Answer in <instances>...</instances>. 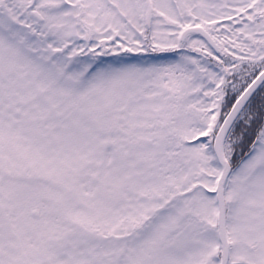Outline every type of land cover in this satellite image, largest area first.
<instances>
[{
	"label": "snow or ice",
	"instance_id": "6c2138e0",
	"mask_svg": "<svg viewBox=\"0 0 264 264\" xmlns=\"http://www.w3.org/2000/svg\"><path fill=\"white\" fill-rule=\"evenodd\" d=\"M0 264H264V0H0Z\"/></svg>",
	"mask_w": 264,
	"mask_h": 264
}]
</instances>
